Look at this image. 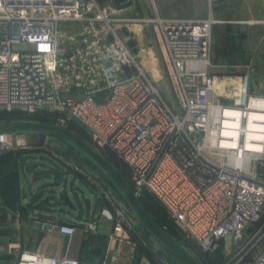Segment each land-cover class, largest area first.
I'll use <instances>...</instances> for the list:
<instances>
[{
    "label": "built area",
    "instance_id": "1",
    "mask_svg": "<svg viewBox=\"0 0 264 264\" xmlns=\"http://www.w3.org/2000/svg\"><path fill=\"white\" fill-rule=\"evenodd\" d=\"M221 1L209 0L205 17L181 18L127 16L115 2L98 0H0V110L83 129L94 150L120 163L140 200L150 195L162 205L189 247L183 246L204 264L219 252L218 264H264V121L252 119L264 115V94L251 89V65L217 63L215 27L230 22L215 5ZM139 24L160 45L169 96L138 60L130 27ZM229 109L238 117H228ZM229 121L238 122L236 129ZM250 123L263 125L260 140L249 137L259 133ZM16 135L0 133V156L25 149ZM64 164L98 184L79 166ZM110 205L107 253L86 264H120L124 242L140 237L131 208ZM29 218L58 227L64 237L79 229L99 234L98 214L58 225ZM8 254L6 264H83L28 251L19 241L9 243Z\"/></svg>",
    "mask_w": 264,
    "mask_h": 264
},
{
    "label": "crops",
    "instance_id": "2",
    "mask_svg": "<svg viewBox=\"0 0 264 264\" xmlns=\"http://www.w3.org/2000/svg\"><path fill=\"white\" fill-rule=\"evenodd\" d=\"M98 1L102 4L115 2V0ZM201 1L203 4L208 3V0ZM175 2L176 4L171 7L167 0H151V8L147 9L144 1L134 0L133 6L124 8V15L145 17L159 13L165 17L192 18L194 12L192 10L190 13L189 9L191 7L187 9L188 5H186L185 10L181 11L177 0ZM224 6H226L224 1L218 4V7L225 12L224 15L230 22L215 27L214 44L217 63L221 65H246L248 63L245 61V56L248 53L246 51L247 40L244 36H246L247 30L243 29L246 22L237 20L236 15L232 19L228 13L230 8ZM138 7H140V13L135 12ZM234 10L236 14H240V11ZM234 71L231 70L228 73H235ZM251 89L255 92H264V85L252 83ZM89 165L94 169L95 176L104 183L107 189L120 196L106 173L99 167H94L93 163H89ZM66 172L60 170V173H58L55 170H47L45 176L48 180L34 186V183L30 184V179L32 182L37 181L39 179L38 172L36 171V164L30 162L27 154L22 157L10 154L0 159V264H6L9 261L8 246L13 241H19L24 249L28 251L40 252L53 257L68 256L80 260L83 264L99 263L103 259L110 245L109 234L113 229L114 213L111 209L104 207L102 203L88 201L86 216L81 214L79 217H74L72 221L60 217L58 212L63 211L62 206L73 205L69 193L66 191L68 181L66 176L73 175L72 182L74 184L79 179L74 174H67ZM12 173L17 174V191L8 192L5 195L3 194L4 181ZM61 176L64 177L63 181L60 179ZM11 193H16L15 201H13L14 205L7 203L11 199ZM105 212L112 213L110 214L111 226L103 222ZM29 214L41 216L44 221H50L56 225L73 223L78 220L83 223L88 222L94 215L98 214L100 215L99 234L89 236L79 229L74 236L64 237L59 233L58 227L53 228L50 225L49 228V224L40 226V223H36L29 218ZM103 224L108 226L105 225L104 229H100ZM136 256L137 261L134 259V253L132 255L124 254L120 258V264H149L144 253H141V255L137 253Z\"/></svg>",
    "mask_w": 264,
    "mask_h": 264
},
{
    "label": "rangeland",
    "instance_id": "3",
    "mask_svg": "<svg viewBox=\"0 0 264 264\" xmlns=\"http://www.w3.org/2000/svg\"><path fill=\"white\" fill-rule=\"evenodd\" d=\"M143 1L147 9L151 8V0ZM167 2L171 7L176 4L175 0H167ZM224 2H226V6L224 7L230 8L228 13L232 19H234V16L236 15L237 20L246 22L243 25V29L247 30L246 36H244L247 40L246 51L248 53V55L245 56V61L251 65L252 68L251 84L255 83L259 85L261 83L264 85V0H225ZM177 3L179 4L181 11L185 10L186 5H188L187 9L191 7V9H189L190 13L192 10L194 12L191 17H205L209 13V0L207 4H203L201 0H177ZM219 3L220 2H217L215 5L218 7ZM234 9L240 11V14H236ZM135 12L140 13V7H138ZM259 21H262V23H256ZM130 29L131 34L135 35L133 39L138 43L139 62L148 75L157 83L163 92L169 96L170 90L168 71L164 61L162 62L159 58L156 45H158V47H160V45L156 40L157 38L154 32L141 24L132 25ZM257 92L261 94L264 93L261 91ZM0 113H4V111L0 110ZM10 119L12 118H6V120ZM16 139L19 142H24V151L25 153H28V159L33 164H36V171L38 172L37 175L39 179L32 182L29 178L30 184L34 183L35 186L48 180L45 176L47 170L53 171L54 169H60L63 171L61 168H65L63 167V165L65 166L64 162L79 166L82 171L91 174L93 181L95 180L98 183L96 186L92 187L81 179H77L76 184H74V182H72L73 175L66 176V179L68 180L66 183V191L69 193L73 205L62 206L61 208L63 211L58 212L60 217L72 221L74 217H79L81 214L86 216L88 212V201H95V203L99 204L102 203L104 207L111 210L113 209L111 208L112 206L110 205V200L116 204L129 206L124 195L115 184L116 188L115 186L114 188L119 192L120 196H117L114 191L112 192L107 189L104 183H102L100 179L95 176L94 169L91 168L89 163H93L94 167H99L98 164L76 145L58 138L43 136L38 133L28 131L18 132ZM47 150L51 151L54 158L46 152ZM99 169L101 168L99 167ZM64 171H67V174L72 172L70 169H65ZM71 174H73V172ZM104 192L107 193L109 199L106 197ZM76 194H78V196H76ZM110 214L112 213L105 212L103 216V222L109 226H111ZM130 219L140 237L135 234L131 235V240H129L130 242H124L123 244L122 255H132L134 253V259L137 261L136 254L139 253L141 255V253H144L149 264H184L142 226L134 212L130 214ZM105 225L103 224L100 229H104ZM108 225H106V227ZM48 227L50 228L51 226L48 225ZM143 239L147 243V247L143 245ZM228 243H232L231 238H228ZM215 257L216 255H211L210 259L214 260Z\"/></svg>",
    "mask_w": 264,
    "mask_h": 264
},
{
    "label": "water",
    "instance_id": "4",
    "mask_svg": "<svg viewBox=\"0 0 264 264\" xmlns=\"http://www.w3.org/2000/svg\"><path fill=\"white\" fill-rule=\"evenodd\" d=\"M143 1V0H140ZM115 4L119 9L128 8L134 5V0H115ZM126 36H130L128 29L124 30ZM129 46L134 48L136 42L131 40ZM157 52L162 61L159 47L156 45ZM137 52V49H134ZM35 132L44 136L58 138L76 145L84 151L98 166L106 173L112 182L120 189L124 195L128 205L139 219L142 226L167 250L178 257L184 264H201L200 261L188 251L178 240L161 227L152 215L142 204L138 195H136L125 177L120 171L106 158L94 150L85 140L79 137L73 131L61 128L52 124H44L33 121H14L8 123H0V133H18V132ZM61 181L64 177H60ZM40 226H43L41 224Z\"/></svg>",
    "mask_w": 264,
    "mask_h": 264
},
{
    "label": "trees",
    "instance_id": "5",
    "mask_svg": "<svg viewBox=\"0 0 264 264\" xmlns=\"http://www.w3.org/2000/svg\"><path fill=\"white\" fill-rule=\"evenodd\" d=\"M222 1H225V0H222ZM219 9H221V8H219ZM221 11L224 13V11L222 9H221ZM7 117H10L12 119L6 120ZM14 121H33V122L44 123V124H51L52 123L51 120H50V118L48 116H45V115L36 116V117H23L22 115H20L17 112L10 113V112L4 111V113H0V123H8V122H14ZM71 131H73L74 133H76L83 140L88 141V135H87V133L83 129H80L78 127H73V128H71ZM46 152L49 153L52 156V154L50 153L49 150H47ZM10 154H12V155H14L16 157H20V156L22 157L24 154H27L28 155L27 152L25 153L24 149H20L18 151L9 152V153H7V154H5L3 156H0V159L4 158V157H6V156H8ZM110 161L121 171L122 175L127 179L125 173L122 172V170H121L122 166L120 165V163H118L116 161V159H114L113 157H111ZM63 167H65V166L63 165ZM61 169L65 170V168H61ZM54 170L57 171L58 173L60 172V169H57V170L54 169ZM73 174L75 176H77L79 179H81L82 181H84L87 184H89L87 182L86 178L83 177L82 175L77 174V173H73ZM16 182H17V174L16 173H12L10 175V177L7 178V179L5 178V181H4V184H5L4 187H5V189H3V194L7 195V193L8 192H11V191L12 192H16L17 191ZM113 185H114V183H113ZM11 194H12L11 199L9 201H7V203L9 205H14L13 201H15L14 198H15V194L16 193H14V194L11 193ZM141 202L144 205V207L147 209V211L152 215V217L156 220V222L161 227H163V228L166 227L167 228L166 231L169 234H171L176 240H178L186 248L189 247L185 242H183L181 236L178 234V232L176 231L174 225L169 220L168 215H167L165 209L162 207V205L156 199H154L150 195H147L146 197L141 198ZM10 259H11V257H9V260ZM197 259L200 261L201 264H204L203 263V260L201 259V257H197ZM206 259L208 260V263L209 264H218L221 261V259H222V255L219 252V253L216 254V257L214 258V260L213 259L211 260L210 259V256H206Z\"/></svg>",
    "mask_w": 264,
    "mask_h": 264
},
{
    "label": "bare ground",
    "instance_id": "6",
    "mask_svg": "<svg viewBox=\"0 0 264 264\" xmlns=\"http://www.w3.org/2000/svg\"><path fill=\"white\" fill-rule=\"evenodd\" d=\"M226 114L229 115L228 117L230 118H235V117H238L239 115L237 111L232 110V109L227 110ZM252 119H257V121H264V115L263 114L252 115ZM227 124L232 129H236V127L238 126L237 121H229ZM250 128L253 129V131L259 132V133H254L249 136L253 138L254 141H258L263 137V134L261 133L263 131V125L250 123ZM227 133L229 137H236V132L234 130H229ZM21 145H25L24 142H21ZM256 148H259V146H256Z\"/></svg>",
    "mask_w": 264,
    "mask_h": 264
}]
</instances>
